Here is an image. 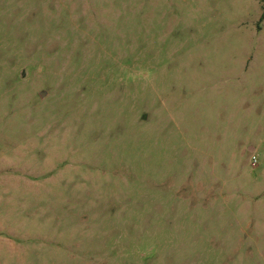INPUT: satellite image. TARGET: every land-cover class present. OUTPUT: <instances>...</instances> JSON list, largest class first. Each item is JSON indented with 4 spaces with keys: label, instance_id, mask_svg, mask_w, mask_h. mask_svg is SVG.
Returning a JSON list of instances; mask_svg holds the SVG:
<instances>
[{
    "label": "rangeland",
    "instance_id": "1",
    "mask_svg": "<svg viewBox=\"0 0 264 264\" xmlns=\"http://www.w3.org/2000/svg\"><path fill=\"white\" fill-rule=\"evenodd\" d=\"M264 0H0V264H264Z\"/></svg>",
    "mask_w": 264,
    "mask_h": 264
},
{
    "label": "trees",
    "instance_id": "2",
    "mask_svg": "<svg viewBox=\"0 0 264 264\" xmlns=\"http://www.w3.org/2000/svg\"><path fill=\"white\" fill-rule=\"evenodd\" d=\"M263 18H264V14H263V16H262Z\"/></svg>",
    "mask_w": 264,
    "mask_h": 264
}]
</instances>
